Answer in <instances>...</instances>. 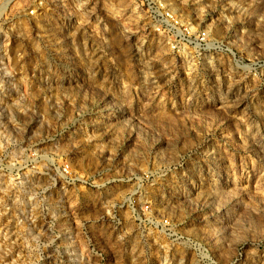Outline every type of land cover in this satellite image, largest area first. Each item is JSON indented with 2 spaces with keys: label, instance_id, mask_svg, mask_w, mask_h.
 Returning <instances> with one entry per match:
<instances>
[{
  "label": "rangeland",
  "instance_id": "obj_1",
  "mask_svg": "<svg viewBox=\"0 0 264 264\" xmlns=\"http://www.w3.org/2000/svg\"><path fill=\"white\" fill-rule=\"evenodd\" d=\"M0 264H264V0H0Z\"/></svg>",
  "mask_w": 264,
  "mask_h": 264
},
{
  "label": "built area",
  "instance_id": "obj_2",
  "mask_svg": "<svg viewBox=\"0 0 264 264\" xmlns=\"http://www.w3.org/2000/svg\"><path fill=\"white\" fill-rule=\"evenodd\" d=\"M200 34H201V35H200V37H201V38H200V41L203 42V41L205 40V37H206V36H205V33H200Z\"/></svg>",
  "mask_w": 264,
  "mask_h": 264
}]
</instances>
